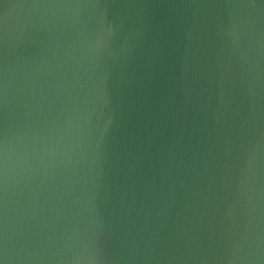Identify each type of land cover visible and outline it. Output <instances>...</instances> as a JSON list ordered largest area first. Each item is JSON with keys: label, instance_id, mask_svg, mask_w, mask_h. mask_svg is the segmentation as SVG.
Segmentation results:
<instances>
[{"label": "water", "instance_id": "1", "mask_svg": "<svg viewBox=\"0 0 264 264\" xmlns=\"http://www.w3.org/2000/svg\"><path fill=\"white\" fill-rule=\"evenodd\" d=\"M4 264H264V0H0Z\"/></svg>", "mask_w": 264, "mask_h": 264}, {"label": "snow or ice", "instance_id": "2", "mask_svg": "<svg viewBox=\"0 0 264 264\" xmlns=\"http://www.w3.org/2000/svg\"><path fill=\"white\" fill-rule=\"evenodd\" d=\"M0 264H4V261H3V259H0Z\"/></svg>", "mask_w": 264, "mask_h": 264}]
</instances>
